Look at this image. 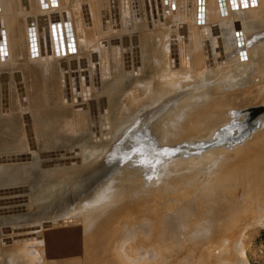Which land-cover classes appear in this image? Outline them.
<instances>
[{
	"label": "bare ground",
	"instance_id": "6f19581e",
	"mask_svg": "<svg viewBox=\"0 0 264 264\" xmlns=\"http://www.w3.org/2000/svg\"><path fill=\"white\" fill-rule=\"evenodd\" d=\"M50 2H52L50 5V7L53 6L52 9H47L48 7L40 0H0V65L4 61L17 64L23 60L22 63H25L23 65L31 64L32 61L37 62L39 57L48 53L44 50L46 47L43 42L39 46V48L43 46V49L36 50L24 48V41L30 35L36 39H43L46 31L43 24L44 22L47 24V20L43 21V18L48 19L47 11H56L57 15L63 13L66 15L68 12L74 14L72 10L78 8V5L81 6L82 4L83 6L87 0H50ZM245 9L247 10V8ZM221 10L225 11V8H221ZM85 13V15L80 13V17L75 22L88 23L89 21L93 24L96 15L94 17L89 16L90 20H88L87 12ZM239 18L241 17L236 15V12H232L229 17L230 22ZM251 19L249 15L245 19L249 25H253ZM70 22H64V25H67L65 30L73 31L78 40V31L79 29L82 31L84 27L77 26V23L74 27V23L71 24ZM187 22L184 21V23ZM94 24L96 26V23ZM24 26H28L29 30H26L27 27L24 28ZM58 32L56 31L54 34L58 35ZM72 34L66 33L69 38H65V33H60L58 37L57 35L53 36L58 38L56 39L58 44L51 45L49 48L52 52L61 51L60 46L70 44L68 40L71 36L73 38L74 35ZM86 34L84 36L90 37V32ZM73 39L75 43V37ZM73 39H71L72 42ZM87 40L89 41L85 43L86 55L92 49L91 39L88 38ZM191 47L195 46L192 45ZM80 48H76L77 52L80 51ZM152 49H154L153 46ZM179 50L177 60H179L178 57H183L182 61L184 60L183 63L187 67H185L186 70L184 69L186 73L189 67L194 66L191 62L195 58L197 63L201 51L199 54L198 52L195 54V49L181 48ZM136 56L137 53L133 54V57ZM57 61L59 60L57 59ZM136 61L134 60L129 71L131 72L129 83L124 79V82L119 83L118 87H112L111 98L108 97L112 105H107L108 101L105 95L98 103L89 104L88 97L99 87H87L89 81L88 83L85 82L86 79L84 78L85 81H79L81 82L78 84L79 87H74L75 89L70 87L72 88L70 90L82 95L78 99L81 101L79 104H72L71 102L72 106H62L61 103V107L58 106L60 108H55L50 105L54 100H50L48 106L46 105V113H44L45 121L40 122L36 121V118L32 119L33 124L30 125L34 134L37 135L43 134L44 130L42 129L45 127L52 129L62 123V130L61 128L58 129L69 136L68 138L78 136L76 134H80L82 137L92 135L104 139L108 138L102 146L103 152L100 154L102 158H105V160L103 159L104 165L101 174L99 171H90L87 175L74 174L73 171L80 170L78 169L80 166L63 168L65 166L62 164H53V160L56 158L42 154L43 159H45L44 157H51L44 167L47 169H43V172H46L44 174L39 173L38 169L28 162L25 168L2 170L0 177H7L12 182H17L22 177H26V180L15 186H10V184L0 186V262H7L5 259L10 254L12 257L21 260L22 263L27 262L26 264L36 263L39 259L46 257L45 255L50 257L49 259L52 257L61 264H106L111 261L119 263V257L114 255L113 251L118 253L119 248L122 250L125 247L126 250L132 252L134 250L140 251V255H144L141 254L142 249L145 250L146 248L147 251H151L149 248H156L162 252L164 249L165 251L168 249L171 253L181 252L183 249L187 256L196 257L197 262L193 259L191 261L196 263L191 264H250L247 259L240 257V249L237 245L241 243L240 247L243 246L239 236L244 233L246 228L248 229V226L252 224L251 222L258 221V219L264 220V117L261 118L255 114L256 117L251 122V126L246 128L248 117L251 114L248 113V106L259 109L256 110L259 112L264 111V106L261 105L264 101L263 69H255L257 76L260 75L257 81H254L255 76L252 75L250 80L244 81V83L255 84L251 87L244 84L239 88L230 87L228 90L217 93L210 87L203 88L204 82L199 80L203 90L199 91L200 93H193L194 95L190 96L186 103L183 102L186 100H183L179 105L170 107V104L180 97L182 91L176 95L169 94L164 98L160 96L153 102H147L148 105L143 107L142 112L154 113L164 107V109L170 107V110L166 113L161 111L149 120L143 118L140 122V134L137 135L134 131L135 125L125 127L139 114V105L135 106L131 101L139 99V95L145 87L161 86L165 87L164 90H170L169 88L173 85H167L176 84L177 80H173L174 77L171 79L169 69L162 72L158 70L160 80L154 83L149 65L145 63L142 65L139 60L135 63ZM64 64L66 65L65 62ZM64 64L61 66L58 64L59 68L56 69L58 75L65 73L67 66L65 67ZM52 72L54 73V70ZM189 76L186 79L183 78L184 80L180 78V84H185ZM193 77L192 79H195ZM58 78H48L50 82L45 84L43 81L44 87L41 88V91H45L53 85L62 88ZM6 79L9 80L8 76L0 73V84L8 87L9 81ZM91 84L93 83L91 82ZM228 84H231L230 81ZM64 85L63 88L67 91L68 89ZM93 85H96V82ZM197 86L194 89H199ZM66 91L64 92L66 93ZM3 92L5 93L4 89ZM42 97L44 99L45 94H42ZM49 97L48 99H50ZM2 112L4 115L0 112L1 131L7 126L4 121L12 124L13 120L22 117L18 112H14V109L8 108ZM188 121H190L189 126H187ZM175 127L178 128V132H181L185 127L188 129L201 128V134H205L203 136L204 141L191 140L188 135H183L178 143L164 142L166 131ZM49 132L51 133L50 130ZM53 132L56 134V131ZM242 132L245 134L240 135ZM54 134L55 138L59 135V133ZM60 134L62 135V133ZM186 137L189 140L186 141ZM71 151L67 155L71 154ZM34 154L36 153L29 155L30 159L32 156L35 158ZM23 156L20 155L18 158ZM216 161V167L213 166L209 177L211 178L210 182L209 178L206 180V188L203 189L204 186L201 185V187L203 186L202 189L196 190V192L200 191V194L192 195L194 187L188 186L186 190L180 191L177 195H172L175 197L168 198L170 195L167 196L168 199L161 197V194H159L161 199L160 197L159 199L156 198L158 201L153 199L150 202H146V200L139 202V200L135 201L134 198L129 199L134 192L144 193L154 189V192L164 193L175 185L187 184L197 180L193 179L195 174H203L201 170L213 165ZM167 166H170L168 171L166 170L168 169ZM85 167L82 166L81 169ZM62 169H66L63 170L64 173H56ZM144 170L146 177L143 175ZM127 172H129L128 175ZM132 175H141V182L147 181V183H141L140 186H135V183L132 185L130 181ZM196 176L199 177V175ZM119 185H124V187L120 188ZM92 186L94 190L90 192ZM191 195L195 197L193 200ZM197 199L200 200V204L194 207V203L199 201ZM7 223L16 225L18 233L10 234L11 228L5 227ZM261 224L264 225L263 222ZM136 232H140V234L142 232L148 236L141 237L138 233L140 237L135 238L134 233ZM181 236L182 239H180ZM222 236L225 237L222 238ZM12 237H15L16 240L14 248L11 246ZM180 240L182 241L181 244ZM220 249L222 253H217ZM49 251L55 256H50ZM244 252L246 251L244 250ZM166 254L168 255L167 251ZM158 255L160 256V254ZM144 256H147L146 259L143 260L142 257L138 259L147 264L150 254L146 255L145 253ZM156 256H152L151 260L157 262L159 256ZM236 257L240 258L239 262L234 261ZM209 259L212 260V263H208Z\"/></svg>",
	"mask_w": 264,
	"mask_h": 264
},
{
	"label": "rangeland",
	"instance_id": "374dc122",
	"mask_svg": "<svg viewBox=\"0 0 264 264\" xmlns=\"http://www.w3.org/2000/svg\"><path fill=\"white\" fill-rule=\"evenodd\" d=\"M199 1H200L199 5L201 6L199 12H198V0H166V1L165 0H87V3L86 2L83 3V6L82 4L81 6L78 5V8L76 7L75 10H72L74 14L66 12L67 13L66 15H63L65 13H63L62 15L58 14L59 15L58 17L56 11H50V10L47 11L46 15L48 16V19L43 18V21L47 20V24L45 22L43 24L46 27V31L44 32L43 39L41 40L36 39L33 35H30L26 39V41H24L25 42L24 48L27 49L31 48L36 50L41 48L43 49V46L39 48L40 43L43 42L44 46L46 47L44 50L48 51V53H46V55L44 54L43 57H39L37 62H33L32 60H30L32 61L31 64L23 65L25 63H22L23 62L22 60L21 63H17V64L10 63V61L7 62L4 61L0 65V73L4 74L5 76H8L9 78V80L6 79L9 81V82L7 81L8 87L0 84L1 87L5 90L4 93L3 89L0 87V92H1L0 112L3 113L2 110L4 111L9 108V109H14V112L16 113L18 112L19 115H22V117H20L19 119L13 120L14 123L11 122L12 124L5 123L4 121V124H7V126H5L2 131H1L2 128L0 127V155H1L0 172L4 169L11 170L12 168L14 169L25 168L27 166L26 163L28 162V164L30 165L32 163L33 167L35 166V168L38 169L39 173L44 174L46 172H43V169L47 164L46 162L49 161L51 157L50 158L44 157L45 159H43V157L41 156L42 154H45L44 156H47L48 154V156H52V158H56L53 160L54 161L53 164L56 163L62 164L63 166H65L63 168L71 167V166H78V167L80 166V168H78L80 170L73 171L74 174L76 173V174L87 175L90 171H99V173L101 174L104 165L103 159L105 160V158H102L100 154L103 152L102 146L106 143L105 141H107L108 138L104 139L102 137L99 138L92 135H86L85 137H82V135L80 134H76L78 136H74L73 138H68L69 136L65 135L63 131L61 132L63 127L62 123H59L60 127L58 125L57 127H54L52 129H49V127L43 128L42 130H44L46 135L44 134V132L41 135L39 134L37 135L36 133L34 134L32 126L30 124H33L32 119L34 118H36V121H40V122L45 121L46 117L44 113H46V108L50 100L55 101L50 103V105L55 108L56 107L60 108L61 103L62 106L63 105L70 106L71 102L72 104H79L81 101H79L78 99H80L82 95H80V93L76 94L74 91L70 89L74 87H79L78 84L81 83L82 81H85L83 80L84 78L86 79L85 82L88 83L89 81V83L86 85L87 87H99L91 94L90 97H88L87 100L89 104L98 103V101L105 95L108 101L107 105L109 106L112 105V103L108 100V97L110 99L112 95L111 93L113 92L112 87H118V85L124 82L123 81L124 79H126L127 83H129L131 76L130 75L131 72L129 71L131 69V65L134 62V60L136 61V58L137 61L135 63H137L139 60L140 63H142V65L144 63L149 65V68L151 69V76L153 78L154 83L158 82L157 80H160L158 78L159 71L162 72L165 71L166 69H169V75L170 77H172L171 79H173L174 77L175 79L173 80H177L175 83L178 84L176 85L174 83H171L170 85H167V86L173 85L172 87L169 88L170 90H164L165 87H161V86L145 87L144 89H142L141 95H139L140 98L131 101L132 103H134L135 106L139 105L138 107V109L140 108L138 112L139 114H137V116L131 122L126 124L125 127L135 125L136 129L135 130L133 128L132 129L135 131L137 135L140 134L141 131L140 122H142L143 118L144 120L152 119L153 116L159 114L161 111H163L162 113H166L167 111L170 110V107L174 105H179V103L183 100H186L183 101L186 103L188 98L194 95L193 93L203 90L202 87L200 86V84L202 85V83H199L200 81L204 82L203 88L210 87L214 92L217 93L228 90L230 89V87L239 88L244 84L250 85V87L251 85L254 86L255 84H251V82L250 83L246 82L247 83L246 84L244 83V81L250 80L251 75L255 76L254 81H257V79L260 78L259 77L260 75L257 76V74L255 73V69L261 68L264 71V0H223L224 4L221 6H219V0H199ZM40 2H43V4H45V6L48 7L47 9H52L51 7H53V6L50 7V5L52 4L50 0H40ZM90 5H92L93 7H91ZM221 8L223 9L225 8V11L221 10ZM245 8H247V10ZM74 11L77 13H75ZM85 12H87L88 15L87 17L89 18L88 20H90L89 16L92 15V17H94L96 15L94 18L95 19L94 23H96V26L94 23L92 24L89 21L88 23L81 21L79 22L80 25L79 23L75 22L76 19L80 17V13L85 15L86 14ZM93 12L94 13L96 12L97 14L96 13L88 14ZM232 12H236V15L240 16L241 18L239 19H241L242 21H240L239 19L237 20L233 19L230 22L229 17ZM71 14L74 17H71L72 16ZM198 14H200L199 17ZM248 15L252 18L251 20L253 25H249L248 21L245 20ZM65 20L68 23L70 21L71 24L74 23L73 24L74 27L76 26V23L77 26L84 27L82 31H80V29L78 31L79 33L78 40L76 39L75 33L73 31L72 34L70 30H65L67 26L66 24L64 25V22L66 23ZM184 21L185 22L188 21V22L184 23ZM50 22L51 24H49ZM57 22L58 24L56 25ZM235 24H237V27H235ZM26 27H27L26 30H29L28 26H24V28ZM54 29L57 32L59 30L58 32L59 34L65 33L64 35L66 36L65 38H69L70 34L69 36L66 35V33L68 32L74 35L73 38L75 37V40L77 41V42L75 41L76 44L74 43V39L71 38L72 37L71 36L70 40H68L70 44L67 43L66 45L65 44L63 45L64 52L62 54L60 50L52 52L49 46L58 44L56 40L58 38L53 37L57 35L54 34V32H56ZM236 30H240L242 33L243 48L241 49L237 46L236 43V36H235ZM88 32H90V37L84 36V34ZM59 34L57 35V37L60 36ZM54 38L56 41L54 40ZM88 38H90L92 41L91 42L92 49L90 50L91 52H89L88 55H86L85 43H88L89 41L87 40ZM71 39H73V42L71 41ZM176 42L178 43L181 42V43L176 44ZM192 45L195 47H191ZM152 46L154 49H152ZM76 48H80V51L77 52ZM82 48L84 52L82 51ZM181 48L187 50L195 49L196 50L195 54L197 52L199 54L200 51H201L200 54H202V55L199 54V58H198L199 60L197 61V63L195 62L196 58L195 60H193V62H191L193 63L194 66L192 65L193 67H189L191 70L189 71L188 68L186 73H185L186 66L183 63L184 60L182 61L183 57L180 55L181 57H178L179 60H177V56H178L177 52H179L180 51L179 49ZM135 53H137V56L133 57V54ZM72 56H74V58H72ZM63 58H65L66 60H64ZM152 58H154L155 60ZM57 59L59 61H57ZM64 62L66 63V65L64 64ZM179 62L181 65L179 64ZM58 64H60V66L61 64L62 65L64 64L65 67L66 66L68 67V68L66 67L65 73H61L60 75L56 73L57 72L56 69L59 68ZM70 65L72 66L70 67ZM181 66L182 67L184 66V68H182ZM176 68L177 70H175ZM172 69L174 70V72L177 71L178 73L171 72L173 71ZM53 70L54 73L52 72ZM190 74L191 76H189ZM196 75H198L199 77L197 76V78H195ZM187 76H189V78L191 79L188 78L189 79V81L187 79L188 82L186 81V83L183 85L182 83L180 84L179 81L180 78L181 80H184L187 78ZM46 77L50 79L54 77L56 78L59 77L58 80L62 84V88H59V86L57 85H53L45 89V91H41V88L44 87L42 85L43 81H45L44 84L50 82V79ZM192 77L195 79H192ZM229 81L231 83L230 85L228 84ZM91 82L93 84H95L96 82V85L91 84ZM97 82L99 83V85ZM63 85L64 87H67L66 89H68L67 90L68 92L65 90V88H63ZM194 85L195 86L199 85L197 86L199 87V89H194L195 87ZM46 91L47 93H45ZM64 91H66V93ZM179 91H182L180 97L175 99L170 104V107H168V109H164L165 108L164 107L154 113H148L146 111L142 112L143 107L145 108V106L148 105L147 102H153L157 100L160 96L161 98H164L169 94L176 95L178 94ZM42 94H45L44 99L42 97ZM48 97L50 99H48ZM9 102L10 104L8 105ZM261 105L264 106V101L263 104ZM247 109H248V113L249 112L251 113L250 114L251 117L249 115L246 126V128H249V126H251V122L254 120L256 116H260L261 118L264 117V111L263 112L256 111L259 109H256L251 106H248ZM24 119H28V120H24ZM1 122L2 121H0V123ZM86 124L88 125V123ZM189 125H190V121H188L187 126ZM186 127L181 132H178L177 127L169 128L166 131L164 142L173 141L178 143L179 140L181 139L180 137L183 135H188L189 139L191 140L204 141L203 136L205 134H201L202 133L201 128L188 129ZM58 128H61V130H59ZM49 130L51 131V133L49 132ZM53 131H56V134L59 133V135L56 138L55 136H53L54 134ZM60 133H62V135ZM244 134L245 133L242 132L240 135H244ZM185 139L186 141L189 140L187 139V137ZM186 141L184 140L185 145H186L185 143ZM187 147L190 148L189 146ZM58 150L61 151L59 152ZM70 151L72 153L67 155V153H70ZM74 151L75 153H73ZM31 153L37 154V155L34 154L35 158H33L32 156L30 159L29 155ZM20 155L22 156L27 155V156L18 158V156ZM70 159L73 161H71ZM216 163L217 161L213 163V165L207 167L206 169H202L201 171L203 172V174L201 175L200 173L195 174L193 179H197V180H193L190 183L181 184V185L179 184L178 186L175 185L174 187L166 190L164 193L157 191L154 192L155 191L154 189L153 191L151 189L150 192H144L145 194L143 192L142 193L134 192L132 193L133 196H130L129 199L132 200L134 198L135 201L139 200V202H144L145 200L146 202L147 201L150 202L153 199L158 201L157 199H159L160 197L159 194H161V197L163 196L164 199L167 198V196L169 195L170 196L168 198L175 197L172 195H177L180 191L186 190L188 186L194 187L192 195L195 196L196 193L200 194L201 192L200 191L196 192V190H198V188L202 189L203 186H204L203 189L206 188V184H207L206 180L210 177L213 170V166L216 167ZM82 166H86V167L81 169ZM167 168L168 169L166 168L165 169L168 171L170 166H167ZM46 169L47 167L44 170ZM63 170L66 169H62L61 171H58L56 173H64L65 171ZM173 172L176 173V171ZM207 172L210 173L209 176ZM128 174L129 172H127V175ZM143 175L146 177L145 170ZM153 175L154 173L152 174V176ZM196 175H199V177ZM140 178L141 175H134V176L132 175L130 177V181L132 185L136 184L135 186H137L141 183L143 184L147 183V181L141 182ZM21 180L17 182L16 181L12 182L11 180H8L7 177L5 178L4 176H2L0 177V184L2 183L0 186H6L8 184H10V186L12 185L15 186L18 183L21 184L25 182L26 177L25 178L22 177ZM210 180L211 178H209V182ZM201 185L203 186L201 187ZM119 187L122 188L124 187V185H119ZM93 190L94 187L92 186L90 192ZM192 195L190 197H192ZM199 204H200V200L194 203V207L199 206ZM261 221L264 223L263 219L260 220L258 219V221L251 222L252 224L248 226V229L246 228L244 230L243 233L244 235L241 233L240 234L241 236H239L241 237L240 241L242 242L243 245L242 247H240L241 243L240 245H237V247L239 246L238 248L240 249L239 255L241 258H244L245 260L247 259V261L250 264H264V225L261 224L262 223ZM5 225H6L5 227L11 228V231H9L10 234L18 233L17 231L18 229L16 225L14 226L11 223H7ZM138 233L140 234V232L134 233L135 238L137 236L140 237V235L141 237L148 236L146 234H143L142 232L140 235ZM182 236L180 237V239H182ZM15 237H12V243H11L12 248L16 246ZM223 237L225 236H222V238ZM225 240L227 241V239ZM181 242L182 241L180 240V244ZM243 248L246 252L242 250ZM120 249L121 248L118 249L119 250L117 251L118 253L113 251L114 255L119 257V263H115L114 261L113 262L111 261L106 264H140V263L146 264L145 261L138 259L141 257L143 260L146 259L147 256L146 257L144 256L145 253L146 255L150 254V259L149 260L147 259L148 260L147 264H150L152 262H153L152 264H158V262L160 263L161 261L164 264H172V262L173 264L174 263L186 264L188 261H189L188 263L191 264L197 262L195 260L196 257L192 258L191 256H187L185 254L186 252L183 251V249H182L183 252L181 251L177 253L175 252L171 253L170 250L166 249L168 255L166 254L165 249L163 250V252L157 250L156 248H151V249L149 248V250L151 251H147V248L145 250L142 249L143 251L141 254L144 255H140L139 254L140 251L137 250H134L133 252L130 250H126L125 247L122 250ZM157 253L160 254L162 259ZM217 253H222L221 249L218 250ZM49 254L50 256L53 257L55 256V254L50 251ZM154 255L156 257L159 256V258H157L158 259L157 262L151 260V258H153ZM45 256L46 257L44 258L42 257L43 259L41 260L39 259V261H37L36 263L30 262V264H61L60 262H56V260H54L52 257L51 259H49L50 257H48L47 255ZM193 259L196 262L191 261ZM239 259H240L239 257L238 258L236 257L234 258V261L239 262ZM5 260L7 262L4 263L0 262V264L27 263V262L26 263L20 262L21 260L12 257L10 254L9 256H7ZM211 261L209 259L208 263H212ZM162 262L161 264H163Z\"/></svg>",
	"mask_w": 264,
	"mask_h": 264
},
{
	"label": "water",
	"instance_id": "95a60500",
	"mask_svg": "<svg viewBox=\"0 0 264 264\" xmlns=\"http://www.w3.org/2000/svg\"><path fill=\"white\" fill-rule=\"evenodd\" d=\"M223 2H224L223 0H221V2L219 0V6H221L223 4ZM199 3H200V1L198 0V12H199V10L201 8V6L199 5ZM235 27H237V24H235ZM235 36H236L237 46L240 49L243 48V39H242V33H241V31L240 30H236L235 31ZM60 48H61V52H64V47L63 46H60ZM239 51H241V50H239Z\"/></svg>",
	"mask_w": 264,
	"mask_h": 264
}]
</instances>
